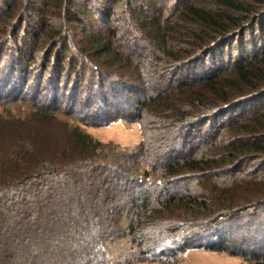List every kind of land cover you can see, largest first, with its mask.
Listing matches in <instances>:
<instances>
[{
	"label": "rangeland",
	"instance_id": "374dc122",
	"mask_svg": "<svg viewBox=\"0 0 264 264\" xmlns=\"http://www.w3.org/2000/svg\"><path fill=\"white\" fill-rule=\"evenodd\" d=\"M23 2L24 0H17L16 4H19L20 8L15 7V17L21 11ZM172 2L173 0H162V3L169 5H172ZM259 2L238 0L236 2L238 5L248 9L246 13L240 11L238 13L221 4L216 5L207 0L196 1V5L204 10H212L216 14L226 12L242 22L227 33L226 39L219 40L220 35L206 28V32H202L204 34L200 37L205 45L202 49L204 51L201 52L196 48V51L185 55L178 62H162L163 58L157 60L159 54L144 49L143 67L147 75L146 86L141 92L134 88L133 92L125 89L123 94L121 90L125 97H120L115 105L101 102L98 94L101 75L96 79L89 73L84 75L83 66L78 64L76 72L70 76L74 60L69 58V54L63 52L62 48H57L58 56L54 55L50 62L40 60L45 44L35 49V59L28 50H25L22 60L17 59L20 50L14 38L4 53L0 50V120L3 119L2 122L18 119L26 121L28 125L29 121L33 120L25 127L30 134V129L34 131L44 129L42 126L39 127L40 121L36 116L37 111H44L57 116L55 125L51 123L48 126L50 130L56 128L57 123L64 121L70 126L83 130L102 145L115 144L127 148L143 141L142 129L136 119L144 115L142 119L145 121L149 136L147 151L150 152L148 156L144 152L143 155L138 152L128 156L119 154L120 161L116 166L122 172L120 174L115 171V173H119L120 176L101 172L97 174L98 176L88 179L90 185L95 187L94 190L97 189L96 193L89 195L88 193H91L89 191L87 193L80 189L70 191L66 188L63 193L69 195V198L76 197L77 201L67 202L69 205L65 210H58L60 215L66 214L68 220L59 224L57 228L50 229L45 223L42 225L41 234L44 242L26 241V235L12 232L13 222L9 223L4 229L3 241H0V264H90L94 259L99 260L98 264H101L102 258L108 259L109 255L116 257V264H125L126 262L118 261L125 255L134 256L129 259L128 264H171L172 261L175 264H252L242 256L245 252L248 256L252 255V252L263 251L259 246L261 236L264 237L260 233V230L264 229L262 227L264 195L259 199L258 196L253 195L264 190L262 183L264 182V150L258 151L253 148L264 145V128H256L264 125V117L262 119L258 116L264 114V94L260 95L261 89L233 94L232 91H236L238 78L231 72L236 67H247L264 53V48L262 49L260 44L261 38L264 37V9ZM120 9V6H117L115 11L117 24L124 21ZM0 10L3 11L1 17L5 13V8L0 5ZM171 17L174 16L170 14ZM224 20L228 21L223 19L222 23ZM70 27L75 34L74 30L77 27L73 24H70ZM184 27L183 30L189 34L199 33V30H202V26H187V23ZM188 33H183L187 37L181 34L175 35L173 50L181 53L185 50L188 52L192 48L190 45L192 42L189 41L192 36H188ZM23 36L24 33H21L17 40H21ZM50 49L48 52L51 51ZM62 63L65 64V68L60 81L57 74L60 73ZM156 64L160 66L155 68L153 65ZM100 67L104 68L102 65ZM113 78L123 82L127 80V78L121 79L118 75H114ZM132 80L134 81V78ZM209 80L216 82V91L204 88L203 85ZM106 87L110 94L111 89L108 85ZM223 92L231 95L230 102L220 99ZM52 98L55 100L53 101ZM160 98H162L160 105L163 106L153 107L150 112L144 110L143 106L148 100L152 102ZM181 113L185 114L182 120L179 119ZM161 117L163 119L168 117V120H163ZM252 118L257 120L254 123L247 122ZM241 123L247 124L250 129H257L259 133L247 134L233 128L234 125ZM237 147L245 149L246 152H235L234 149ZM194 154L197 162L214 160L221 165L209 171L186 172L164 184L165 189L173 197L181 199H192L198 196V191L204 190L211 195L206 199L202 198V203H206L202 209L197 207L180 209L177 215L179 225L182 226L179 228L181 232L176 240L178 242L186 236L189 245L199 246L210 242H215L214 244L217 245V236L214 234L221 233L220 236L228 241L225 244L226 250L192 248L178 262H176L177 258L173 260V256L167 250L168 257L157 256L155 253L152 254L151 259L136 261L139 254L134 255V249L131 248L135 236L129 232L127 225L132 222L131 219L136 214V208L140 205L144 193L147 191L154 193L156 188L152 185L141 186L130 179L129 167L136 162L141 168L142 162H146L144 163L146 165L152 160L151 162L154 164L156 162L164 169L178 161L191 159ZM234 176H238L240 180L229 183ZM249 179L254 181L253 184L261 185L262 189L247 186L246 181ZM250 189L252 192L247 191ZM250 197L252 199H249ZM221 198L224 203L221 202ZM83 199L87 201L84 202ZM214 200L219 201L220 205L223 203L227 206L231 201H235V209L256 203L259 214L253 219L245 215L239 220L231 219L228 215L223 219L219 218L220 216L216 217L213 221L210 220V215L199 216L200 219H197L196 213H206V209L213 207ZM226 208H222V211ZM112 221L116 222V226H113ZM189 223L199 226H191L192 228L188 229ZM152 227L153 229L143 233L144 239L141 241L146 243L151 253L164 249L167 243L164 234L162 237V233H159L162 230L161 224L155 226L153 224ZM215 228L216 232H211ZM179 245L182 246L181 241ZM260 253L263 255L264 251Z\"/></svg>",
	"mask_w": 264,
	"mask_h": 264
},
{
	"label": "trees",
	"instance_id": "16d2710c",
	"mask_svg": "<svg viewBox=\"0 0 264 264\" xmlns=\"http://www.w3.org/2000/svg\"><path fill=\"white\" fill-rule=\"evenodd\" d=\"M196 1L198 0H173L172 5H169L162 3V0H24L21 11L15 17V7L20 8L19 4H16L17 0H0V5L5 8L4 15L0 17V50L4 53V50L14 38L20 50L17 59H23L25 50L31 51L32 58L35 59L36 50L39 49V46L45 44L40 60L50 62L49 60L54 55L58 56L57 48H62L63 52L68 53L69 58L74 60V67L72 66L70 76H73L76 72L78 64L83 66L84 75L89 73L94 79L101 75L102 78L98 82V94L102 100L101 102L115 105L119 102L120 97H125L123 95L125 89L133 92L135 88L141 92L146 86L147 75L143 67L144 49L159 54L157 55L158 59H156L162 60L163 58L162 62H178L185 55L196 51V48L201 52L204 51L202 49L205 45L200 37L204 34L202 32H206V28L215 31L214 34L220 35V40L222 38L226 39L228 37L227 33L232 28L238 27L239 23L242 22L236 19L237 17L234 19L226 12L216 14L212 10H204L196 5ZM207 1L216 5L221 4L228 9H234L238 13L239 11L248 12V9L236 3L238 0ZM254 1H260L259 3L263 5L264 9V0ZM117 6H120V15L124 19L122 23L118 24L115 23ZM2 13L3 11L0 10V14ZM170 14L174 17L170 18ZM223 19L228 21L224 20V23H222ZM185 23H187V26H202V30H199V33L192 32L189 34L186 30H183ZM70 24L77 27L74 30L75 34L72 32ZM21 33H24L23 38L17 40ZM183 33L192 36V39H189L192 42L190 44L192 48L188 52L185 50L178 53V51L172 49L174 46L173 38L176 34L187 37ZM260 44L263 49L264 37L261 38ZM49 49L52 52H48ZM33 50L35 51L32 52ZM46 52L48 53L45 54ZM64 65V63L60 65L61 70L57 74L60 81L64 74ZM153 66L157 68L156 66L160 65ZM231 73L238 78L236 91H232L233 94L258 89H261L260 95L264 94V53L247 67H236ZM114 75H118L121 79L127 78V80L123 82L114 79ZM221 78L224 77L221 76ZM107 85L111 89L110 94L106 89ZM215 85V81L209 80L203 86L216 91ZM224 94V92L221 93L220 99H223L224 102L228 100L230 102L232 100L230 99L231 95ZM126 96L128 95L126 94ZM52 100L54 101L55 98H52ZM161 100L162 98L152 102L148 100L143 106L144 110L149 111L153 107L163 106L160 105ZM36 114L37 120L40 121L39 127L42 126L44 129L40 128L42 130L39 131L30 129V134L25 127L29 126L33 120H30L28 125L26 121L18 119L12 121L9 119L5 123L2 122L3 119L0 120V241H3V232L6 226L13 222L14 229L12 232L20 235L25 234L26 241L31 243L44 242L41 234L44 223L52 229L68 220L66 214L60 215L58 212V210H65V207L76 199V197L74 199L69 198V195L63 193L66 188L70 191L75 189H80V191L86 193L89 191L91 192L88 193L89 195L96 193L97 189L94 190L95 187L92 184L90 185L88 179L98 176L97 174L101 172L114 174L117 171L121 174L122 171L120 172L116 166V163L120 161L118 160L119 154L128 156V154L138 152L143 155L144 152L148 156L150 153L147 151L149 136L145 121L142 119L144 115H140L141 118L136 119L142 129L143 141L134 147L122 148L115 144L102 145L83 130L76 126H70L64 121L57 123L58 126L50 130L48 126L51 123L55 125L57 116L44 111H37ZM184 116L185 114L181 113L179 119L182 120ZM258 116L263 119L264 114ZM165 119L168 120V117H165ZM256 120L252 118L247 122L254 123ZM233 128L239 131L242 130L247 134L259 133L257 129H250L245 123L234 125ZM256 128L263 129L264 125ZM253 149L263 151L264 145L255 146ZM234 150L238 153L246 152L245 149H239V147ZM195 155H192L191 159L178 161L174 165L164 167V169L160 168L156 162L155 164L151 162L152 160L146 165L144 164L146 162H142L143 166L141 168L136 162L133 163L132 167H129L128 175L130 179L141 186L147 185L146 187H149L152 185L156 188L154 193H147L148 191L144 193L140 205L136 208V214L131 219L132 222L130 221L131 223L127 225L129 232L135 236L131 248L136 250V252L133 250L134 255L135 253L139 254L138 259H135L136 261L151 259L152 254L155 253H157V256L168 257L167 250L173 256V260L178 259L176 262L180 261L184 254L192 248H203L212 251L226 250L225 244L228 241L220 236L221 233H215L216 228L211 232L215 233L214 236H217V245L214 244L215 242L199 246L189 245L188 239L184 236L179 240L182 243V246H180L179 241L176 240L179 238L181 232L179 228L182 226L179 225L180 221L177 215L180 209H191V207L202 209L206 205V203H202V198L206 199L211 195L204 192L206 191L204 190L198 191V196L192 199H181L173 197L165 189L164 184L170 180L173 181L174 177L180 174L195 173L198 170L209 171L221 165V163L214 160L197 162ZM119 173L115 174L120 176ZM238 178V176L231 177L229 183L231 181L238 182L240 180ZM253 182L250 179L247 180V186L262 189L261 185L253 184ZM262 183L264 184V182ZM247 191L252 192L251 189ZM263 195L264 190H261V192H255L253 196H258L259 199ZM249 199H252V197ZM85 200L87 201V199ZM85 200L83 199L84 202ZM219 201L214 200L213 207L206 209V213H196V218L200 219L199 216L210 215V220L213 221L216 217L220 216L219 218L223 219L228 215L231 219L239 220L243 215L253 219L259 214L256 203L245 208L235 209V201H231L229 206L223 204L224 200L222 198L221 202L223 203L221 205L218 203ZM222 208L227 210L223 209L224 211H222ZM112 224L116 226V222L112 221ZM153 224L154 226L161 224L162 230L159 233H162V237L164 234L167 243L165 244L166 249H158L151 253V249L141 241L144 239L143 233L151 228L153 229ZM191 226L198 227L199 225L189 223L187 228H192ZM262 227H264V224ZM260 233L264 235V229H261ZM263 238L261 236L259 247L264 251ZM258 240L260 241L259 237ZM259 251L252 252V255L248 256L245 252L242 257L252 264H264V254L260 253L263 251ZM130 256H122L118 261L128 264L129 259L134 257L133 255ZM95 260L94 262L92 260L90 264L99 263V260ZM172 262L171 264H175L174 261ZM116 263L117 259L114 255H109L108 259L104 257L101 260V264Z\"/></svg>",
	"mask_w": 264,
	"mask_h": 264
}]
</instances>
